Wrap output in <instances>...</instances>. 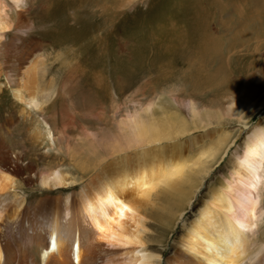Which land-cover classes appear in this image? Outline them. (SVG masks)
<instances>
[{"label":"bare ground","instance_id":"6f19581e","mask_svg":"<svg viewBox=\"0 0 264 264\" xmlns=\"http://www.w3.org/2000/svg\"><path fill=\"white\" fill-rule=\"evenodd\" d=\"M154 1L0 0V61L14 65L1 72L5 82L13 86L14 99H4V84H0V264H264V240L256 235L264 221V117L247 127L229 152L220 184L214 188L209 185L190 211L187 208L194 193L218 157L207 166L198 163L184 172L182 158H173L172 151L177 148L167 144L163 153L162 144L176 140L187 127L163 115L161 106L152 102L126 111L116 130L101 143L102 154L95 152V157H90L87 152L88 157H78L74 163L82 171L86 166L98 167L94 159L106 164L94 168L95 174L77 190L69 189L55 198L49 192L70 188L77 175L62 167L49 172L38 169L64 132L49 121L46 113L51 103H46L48 99L34 74L30 76L26 61L41 50L46 38L52 44L68 46L82 41L83 49L95 52L94 61H106L107 33H103L110 30L118 35L123 24L127 29L125 13L144 19L129 23L131 31L152 33ZM181 1L176 8L182 12L187 36L180 44L179 56L189 60L209 40L204 36L200 1ZM171 2L165 5L166 12ZM243 8L249 14L260 13L264 0H244ZM192 65H187L193 73L187 77L195 82L196 70L199 75L202 71L200 65L196 70ZM233 105L229 103L222 111L226 123L231 120ZM186 109L191 127L210 123L211 111L196 109L192 101L186 103ZM87 114L98 118L100 111ZM242 117L237 115V120ZM85 136L89 138L90 132ZM227 138L223 134L215 143ZM97 145H87L90 154ZM79 149H71L70 158ZM127 169L132 170L131 176ZM34 181L39 183L40 197L32 204L23 193L24 186ZM158 182L167 186L166 196L169 194L172 201L167 200L165 206L173 211L165 214L164 222L170 229L159 238L148 233L147 219L153 214L146 209L148 196ZM176 220H180V228L163 257L160 249L155 252L154 245L148 243L165 242ZM113 233L119 243L108 240Z\"/></svg>","mask_w":264,"mask_h":264},{"label":"rangeland","instance_id":"374dc122","mask_svg":"<svg viewBox=\"0 0 264 264\" xmlns=\"http://www.w3.org/2000/svg\"><path fill=\"white\" fill-rule=\"evenodd\" d=\"M199 1L203 8L201 21H204V36L207 35L209 41L189 60L179 56L182 50L180 46L187 36L181 20L182 12L176 8V4L182 1L155 0L152 5L155 19L152 33L131 31L128 24L141 22L143 17L133 15L132 18L126 13L124 20H127V29L123 24L118 35L110 30L103 33H107L104 36L108 44L106 61H94L95 52L83 49L82 41L68 46L66 43L52 44L47 38L41 50L26 61V69L32 72L30 76L34 74L40 83L41 92L48 99L46 103H51L46 113L49 121L57 129L62 127L64 132V135L58 136L56 145L49 150V156L38 169L49 172L52 168L62 167L77 175L76 183L71 184L70 188L52 190L49 192L51 195L59 198L69 189L77 190L79 185L95 174L94 168L104 167V160L97 163V159H94L98 167L92 169L86 166L82 171L76 168L74 162L80 156L95 157V152L102 154L101 143L110 131L116 130L118 121L126 111L138 105L145 106L146 102L161 106L163 115L187 127L178 138L175 137L176 140H166L162 144L163 153L167 151V144L173 143L177 148L172 151L173 158H182L184 172L198 163L207 166L213 158L218 157L212 162L213 165L194 193L191 201L193 204L187 210L194 208L193 205L207 188L220 184L222 175L226 174L230 150L244 136L249 125L264 117V9L260 13L252 11L249 14L248 9L243 8L244 0ZM169 2L171 8L166 12L168 8L165 5ZM187 62L193 64V68L201 66V75L195 68V82L187 77L193 74L187 68ZM11 64L12 61L3 64L0 61V84H4L3 97L7 101L14 99V89L5 82L1 72L11 68ZM31 66L34 70L30 69ZM188 101H192L198 110L211 111L208 125L190 126L192 120L186 109ZM229 103H233L235 109L230 114L231 120L226 123L223 112ZM29 109L34 110V107ZM91 111H100V116L96 118L88 115L87 112ZM239 114L243 115L241 119L245 123L241 119L237 120ZM89 132L90 137L86 138L85 133ZM223 134L228 135L226 141L216 144ZM13 139L18 141L19 138L15 136ZM95 142L98 145L90 154L87 145ZM225 145L223 151L218 149ZM78 147L79 152L70 158V150ZM127 172L129 176L133 174L131 169H127ZM37 187H40L38 181L24 186V197L32 204L40 197ZM165 188L167 186L163 182H158L146 203V209L153 214V217L147 219L150 223L148 233L157 238L162 236L160 234L163 231L170 229L164 218L165 214L172 215L173 212L171 206H165L167 200L172 201L169 194L166 196ZM130 193H133L132 190ZM262 204L264 208V193ZM179 228L180 220H176L165 242L153 240L148 244L154 245L152 247L155 252L160 249L162 256H166L170 242ZM256 235L264 240V221L260 223ZM259 242L253 248L256 249Z\"/></svg>","mask_w":264,"mask_h":264},{"label":"snow or ice","instance_id":"6c2138e0","mask_svg":"<svg viewBox=\"0 0 264 264\" xmlns=\"http://www.w3.org/2000/svg\"><path fill=\"white\" fill-rule=\"evenodd\" d=\"M101 231H104V229H101ZM124 239L127 240L128 238L125 237ZM108 240L109 241H115L116 243H119V240H117V237H116V234L115 233H113L111 236H109L108 237Z\"/></svg>","mask_w":264,"mask_h":264}]
</instances>
